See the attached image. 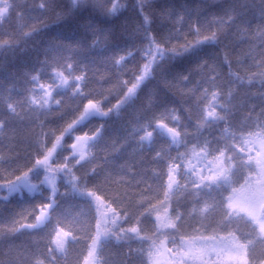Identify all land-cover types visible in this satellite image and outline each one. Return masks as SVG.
<instances>
[{"label":"snow or ice","instance_id":"snow-or-ice-1","mask_svg":"<svg viewBox=\"0 0 264 264\" xmlns=\"http://www.w3.org/2000/svg\"><path fill=\"white\" fill-rule=\"evenodd\" d=\"M0 72V264H264V0H0Z\"/></svg>","mask_w":264,"mask_h":264},{"label":"trees","instance_id":"trees-1","mask_svg":"<svg viewBox=\"0 0 264 264\" xmlns=\"http://www.w3.org/2000/svg\"><path fill=\"white\" fill-rule=\"evenodd\" d=\"M4 75H6V73H4V72H0V78H2ZM10 207L15 208V205H12V206H10ZM25 207H27V205H25ZM17 210H18V209H17Z\"/></svg>","mask_w":264,"mask_h":264}]
</instances>
